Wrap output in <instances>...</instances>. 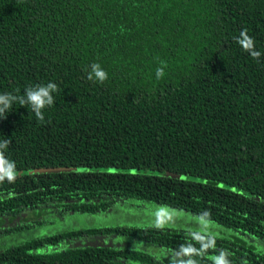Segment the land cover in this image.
Instances as JSON below:
<instances>
[{"label": "trees", "instance_id": "obj_1", "mask_svg": "<svg viewBox=\"0 0 264 264\" xmlns=\"http://www.w3.org/2000/svg\"><path fill=\"white\" fill-rule=\"evenodd\" d=\"M50 82L0 114V264H264V0H0V94Z\"/></svg>", "mask_w": 264, "mask_h": 264}, {"label": "clouds", "instance_id": "obj_2", "mask_svg": "<svg viewBox=\"0 0 264 264\" xmlns=\"http://www.w3.org/2000/svg\"><path fill=\"white\" fill-rule=\"evenodd\" d=\"M244 39L241 41L245 49H250L252 47V40L249 37L242 33ZM253 56H256V53H253ZM93 72L95 77L99 81H104L107 78V73L101 70L98 64H93ZM158 77L162 76L163 73L161 70H157ZM91 79V77H90ZM57 91V85L54 83H48L47 85H40L35 88L28 87L26 89V98L25 96H15L12 94L3 95L0 94V114L5 113V111L11 108L12 102H18L21 106L30 105L34 111L36 117L43 121L44 116L42 114V109L46 106L53 104V96L50 94ZM10 141L6 140L3 143H0V149L6 148ZM7 177L9 180L14 179V172L12 171V165L7 164L3 160V154L0 153V180H3ZM225 254H221L217 258L216 264H227L226 259L224 258Z\"/></svg>", "mask_w": 264, "mask_h": 264}, {"label": "rangeland", "instance_id": "obj_3", "mask_svg": "<svg viewBox=\"0 0 264 264\" xmlns=\"http://www.w3.org/2000/svg\"><path fill=\"white\" fill-rule=\"evenodd\" d=\"M112 171H118L116 169H112ZM22 217L25 218L26 221H30L33 223L32 220H35L38 215L34 214V212L29 211V212H25L24 214H22ZM87 221H92L91 219L88 220H83L82 217L78 218H71L68 222H65L63 225H61V228L63 227L64 229L67 227L66 225L72 226L77 228V226H83L85 225V223H87ZM159 221L160 218H159ZM6 222L1 221L0 222V249H4L6 246L12 245L16 242H18L19 240L25 238L28 235H21V234H10L8 233V229L9 226L7 224H5ZM87 225L89 226V223H87ZM69 226L67 228H69ZM47 230V228H44L43 231ZM50 230V229H49ZM4 231L6 233H4ZM40 232V229L38 227H35L32 231L33 234H38ZM81 243H84L85 245H93V244H99L102 243L103 241L100 239H95L93 238H86L83 241H80ZM78 242L75 243V245Z\"/></svg>", "mask_w": 264, "mask_h": 264}, {"label": "water", "instance_id": "obj_4", "mask_svg": "<svg viewBox=\"0 0 264 264\" xmlns=\"http://www.w3.org/2000/svg\"><path fill=\"white\" fill-rule=\"evenodd\" d=\"M47 171H50V172H52V171H56L55 169H51V170H47Z\"/></svg>", "mask_w": 264, "mask_h": 264}]
</instances>
